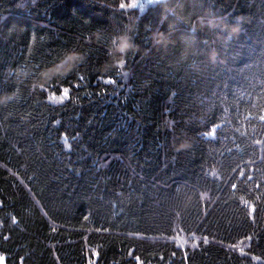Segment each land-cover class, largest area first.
Masks as SVG:
<instances>
[{"label": "trees", "instance_id": "1", "mask_svg": "<svg viewBox=\"0 0 264 264\" xmlns=\"http://www.w3.org/2000/svg\"><path fill=\"white\" fill-rule=\"evenodd\" d=\"M0 264H264V0H0Z\"/></svg>", "mask_w": 264, "mask_h": 264}, {"label": "clouds", "instance_id": "2", "mask_svg": "<svg viewBox=\"0 0 264 264\" xmlns=\"http://www.w3.org/2000/svg\"><path fill=\"white\" fill-rule=\"evenodd\" d=\"M114 43H115V53H117L120 58H123L124 56H126L129 51L134 50L136 47L132 37L127 34L117 37ZM78 59H79L78 56L69 55L66 58L65 62H62L56 67L49 69L43 75L48 76L49 73H66L68 71H71L73 62H75Z\"/></svg>", "mask_w": 264, "mask_h": 264}, {"label": "snow or ice", "instance_id": "3", "mask_svg": "<svg viewBox=\"0 0 264 264\" xmlns=\"http://www.w3.org/2000/svg\"><path fill=\"white\" fill-rule=\"evenodd\" d=\"M68 95V90L64 91V96L66 97Z\"/></svg>", "mask_w": 264, "mask_h": 264}]
</instances>
